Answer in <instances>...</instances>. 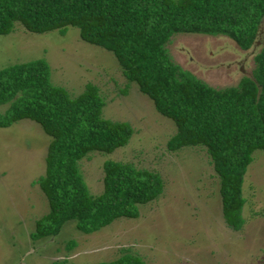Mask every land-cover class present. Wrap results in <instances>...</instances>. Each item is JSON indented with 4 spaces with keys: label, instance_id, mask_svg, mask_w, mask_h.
<instances>
[{
    "label": "trees",
    "instance_id": "trees-1",
    "mask_svg": "<svg viewBox=\"0 0 264 264\" xmlns=\"http://www.w3.org/2000/svg\"><path fill=\"white\" fill-rule=\"evenodd\" d=\"M263 15L264 0H0V35L14 24L29 33L59 35L69 26L84 43L109 52L123 79L173 124L166 151L204 149L217 177L221 218L236 230L242 221V176L252 152L264 150V33L249 75L221 89L173 64L165 44L175 34L223 36L244 51L254 43ZM102 105L90 83L73 97L50 84L42 59L0 68V128L26 119L49 138L43 174L34 181L47 210L34 221L33 240L55 235L68 221L89 234L116 218L134 219L137 206L160 194L156 173L112 160L101 164L100 193L87 192L77 161L91 152L111 153L131 133L126 122L102 118ZM261 211L264 215V203ZM91 264L141 261L123 252Z\"/></svg>",
    "mask_w": 264,
    "mask_h": 264
},
{
    "label": "rangeland",
    "instance_id": "rangeland-1",
    "mask_svg": "<svg viewBox=\"0 0 264 264\" xmlns=\"http://www.w3.org/2000/svg\"><path fill=\"white\" fill-rule=\"evenodd\" d=\"M263 33L264 15L247 50L223 36L200 34L172 35L165 50L181 70L221 89L249 75ZM35 59L45 61L50 84L70 97L84 84L94 85L103 102L100 116L126 122L131 129L123 146L109 154L91 152L77 161L87 192L100 193L104 160L154 172L162 188L154 200L137 206L134 219L116 218L89 234L77 232L68 221L55 235L33 240L34 221L47 210L34 181L43 174L49 138L26 119L0 128V264H91L123 252L137 256L141 264H264V150L253 151L245 168L242 221L233 230L221 218L217 177L204 149L166 151L173 124L123 79L109 52L84 43L69 26L59 35L29 33L14 24L8 34L0 35V68ZM70 241L72 246L66 248Z\"/></svg>",
    "mask_w": 264,
    "mask_h": 264
}]
</instances>
